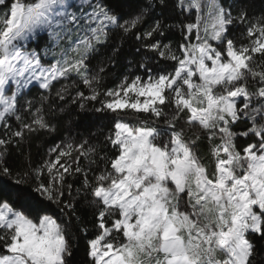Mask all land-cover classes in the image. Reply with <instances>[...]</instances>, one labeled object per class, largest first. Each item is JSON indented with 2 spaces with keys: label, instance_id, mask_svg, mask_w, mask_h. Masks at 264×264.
Returning a JSON list of instances; mask_svg holds the SVG:
<instances>
[{
  "label": "snow or ice",
  "instance_id": "obj_1",
  "mask_svg": "<svg viewBox=\"0 0 264 264\" xmlns=\"http://www.w3.org/2000/svg\"><path fill=\"white\" fill-rule=\"evenodd\" d=\"M84 3L88 0H81L78 15L69 0H0V121L6 129L8 117L20 122L19 130L0 139V178L15 185L0 184V264H68L72 255L66 228L49 214L48 205L75 214L72 184L65 179L73 169L61 158L75 150L78 161L95 154V148L85 151L81 144L73 149L70 143L57 147L51 150L59 153L54 161L35 168L29 164L14 169L4 160L13 137L22 141L26 134L52 130L41 108L32 111L30 100L25 101V111L31 119L24 122L17 114L21 90L35 81L39 89L50 91L53 81L72 74L91 91L85 96L77 90L73 103L103 95L97 112L131 109L155 118L137 125L118 120L114 133L106 137L116 154L101 157L110 167L92 180L78 163L74 169L84 172L76 195L83 191L85 198H92L86 202L95 207L101 230L88 241L91 264H257L260 253L254 240L264 247V16L250 21L242 7L234 17L231 6L219 0H178L182 9H196V22L182 27L196 31L197 43L181 44L179 55L159 42L146 45L175 61L173 71L150 74L147 80L136 77L131 83L125 79L116 89L100 93L93 84H99L104 69L90 74L88 64L96 45L104 43L112 29L130 33L157 4L145 0L121 23L122 17L101 0L88 3V13ZM160 6H165L164 0ZM237 21L245 25L249 40L239 47L228 35ZM74 27L89 34L74 47H61V58L45 67L41 52L48 55L49 45L42 34L47 33L48 40L70 41ZM162 28L157 20L136 38H152ZM30 40L35 48L25 46ZM256 54L262 59L254 68ZM249 77L254 91L249 90ZM66 93L67 87H62L57 96L64 100ZM238 98H243L239 104ZM46 100L49 97L42 95L41 101ZM182 116L187 125H198L208 134L213 171L197 155L199 133L186 140L184 130H177ZM161 118L166 127L155 126ZM238 121L251 126L236 133L232 125ZM249 134L255 140L241 153L234 139ZM217 138L219 143H214ZM65 185L71 200L64 199Z\"/></svg>",
  "mask_w": 264,
  "mask_h": 264
},
{
  "label": "trees",
  "instance_id": "obj_2",
  "mask_svg": "<svg viewBox=\"0 0 264 264\" xmlns=\"http://www.w3.org/2000/svg\"><path fill=\"white\" fill-rule=\"evenodd\" d=\"M101 2L107 4L114 12L119 14L122 17L121 23H123L124 20L130 19L136 14L138 6L143 4L145 0H101ZM154 2L157 4L155 11L146 16L144 21L132 29L130 33L124 34L118 29H112L108 39L104 43L96 45L97 51L92 54L88 64L91 70L90 73L93 74L99 72L101 67L104 69L100 73L99 84H93L100 93L115 88L125 78L136 76L147 78L150 74L158 76L161 73L166 74L173 71L175 61L162 58L158 52L146 47V45L159 42L161 46L168 45L173 51H177L179 55L180 45L188 44L192 40L193 34L188 35L186 29L182 26L195 23L194 10L182 9L178 6V0H164L165 6L163 7L160 6V0H154ZM219 3L225 7L231 6L234 17L238 15L242 7L246 10L250 21L264 16V0H219ZM3 14V8L0 6V17ZM157 20L163 24L161 33H155L152 38H136L137 33L143 34ZM245 33L246 27L239 21L229 26L228 35L234 40L237 47L249 43L248 38L244 35ZM42 35L48 43L47 35L45 33ZM186 35L189 39H185ZM211 43L213 47H218L217 42L212 41ZM26 47L35 48L36 42L30 40ZM261 59L260 55L256 54L252 66L256 68ZM45 62L46 59L42 57V64ZM62 87H67L64 100H60L57 96V92ZM77 90L82 91L85 96L91 95L89 88L84 86L80 78L72 74L69 79H60L54 82L50 91L39 89L37 85H31L27 90L21 92L17 114L22 116L24 122L31 119L30 114L25 111V101L30 100L34 105L32 111L41 108L45 119L51 124L52 130H41L40 132L26 134L22 141L20 138L13 137V143L8 146V154L4 157V160L9 167L14 169L27 168L29 164L35 168L44 164L45 161H54L59 153L51 150L57 147L64 148L65 145L70 143L73 145V149L81 144H84L85 151L89 147L95 148V154H89L87 157L80 156L78 161H76V157L79 153L75 150L72 151L71 157L61 158L62 163L71 164L73 169V174L66 175L65 179L67 183L72 184V196L75 197L73 201L75 214L61 213L56 205H48L49 214L53 215L58 223L66 228V238L69 240L72 249L71 257L67 258L68 264H91V260L87 255L88 241L94 239L101 230L98 228L99 221L97 220L95 207L86 202V200L92 198L90 196L85 198L83 191L77 196L76 189L82 185L84 172L87 173L88 179L92 180L106 166L110 167L107 160L101 159V157L112 158L116 154L106 137L114 133V125L118 120L137 125L141 120L151 121L155 118L146 113H136L131 109L117 110L116 112H97L96 109L101 107L100 100L104 99V96L101 95L98 100L81 101L76 99V102L73 103ZM249 90H255L251 77H249ZM42 95L48 96L49 100L42 102ZM241 101L242 98H240L238 104ZM81 103L84 104L83 108H81ZM164 111L171 114L168 106H164ZM4 123L5 121L0 125V139H8L11 132L20 128V122L16 120L15 116H10L6 120L10 128L6 129ZM155 126L166 127L163 118L159 119ZM250 126V122L238 121L232 125V130L240 133L246 131ZM176 127L177 130H184L186 140L199 133L201 139L197 142V155L201 157L202 163L208 166L209 172L213 171L214 164L210 155L208 134L201 130L198 125L194 128L187 125L183 116L177 122ZM254 140L255 137L251 134L248 136L237 135L234 143L237 149L243 153V148ZM214 143H219V139L217 138ZM77 163L84 169V172H74ZM43 178L48 179L46 170ZM0 184H3L6 188L15 187L13 181L7 178H0ZM20 187L26 191L30 190L28 185ZM64 199H72L68 195L66 185ZM254 243L257 252L260 253L255 258L257 264H264V247H261L259 239H255Z\"/></svg>",
  "mask_w": 264,
  "mask_h": 264
},
{
  "label": "rangeland",
  "instance_id": "obj_3",
  "mask_svg": "<svg viewBox=\"0 0 264 264\" xmlns=\"http://www.w3.org/2000/svg\"><path fill=\"white\" fill-rule=\"evenodd\" d=\"M69 2L70 3H72L73 5H74V7H73V9H71L72 11H75V12H77V14L79 15V10H80V5H81V0H69ZM97 2V0H88V3H92V4H94V3H96ZM88 3H84V5H83V11L85 12V13H88V12H91V8L90 7H88ZM193 10H194V17H195V22H196V9H194L193 8ZM205 12L207 11L206 9L204 10ZM81 23L83 24V20L81 21ZM92 26L93 27H95V24H92ZM0 27H3V25L2 24H0ZM84 27L86 28L87 27V25H84ZM187 31V30H186ZM188 33V32H187ZM192 34H193V38H192V40H190V42L189 43H192V44H195V43H197V39H196V31L195 30H193L192 32H191ZM191 33H188V35H191ZM46 35H47V33H45ZM89 33H87V32H85V31H83V30H81V29H78V28H73L72 29V33H71V40L69 41L68 39H65V40H61V41H59V42H57V41H55V40H48V45H49V47H48V55H44L43 54V52H41V56L44 58V59H46V62L43 64L45 67H49L51 64H54V63H56V61L58 60V59H60L61 58V56L59 55L60 54V50H61V47H68L69 46V44L71 43V46H75V43H76V41L79 39V38H81V37H83V36H85V35H88ZM29 42V41H28ZM28 42H26V44L28 43ZM188 43V44H189ZM26 46V45H25ZM90 74H93V73H90ZM136 77H139V76H136ZM136 77H133V78H125V79H127V82L128 83H131V81L133 80V79H135ZM142 78V77H141ZM61 79H64V78H61ZM125 79H123L121 82H120V84L119 85H117L115 88H113V89H116L118 86H120L121 84H122V82H124L125 81ZM143 80H147L148 79V77L147 78H142ZM54 82H57V81H53V83ZM31 85H37L38 86V84H37V82H33L32 84H30V85H28V87L29 86H31ZM11 87L12 88H14L15 87V85H11ZM27 87V88H28ZM94 87V86H93ZM27 88H25V89H22L21 90V92H23V91H25V90H27ZM95 88V87H94ZM43 90V89H42ZM20 92V93H21ZM90 93H91V91H90ZM9 95L11 94L10 92L8 93ZM106 97H104V99H105ZM141 99H143V98H141ZM243 99V98H242ZM239 100H240V98H238V102H239ZM3 123V121H0V125ZM103 243V242H102Z\"/></svg>",
  "mask_w": 264,
  "mask_h": 264
}]
</instances>
